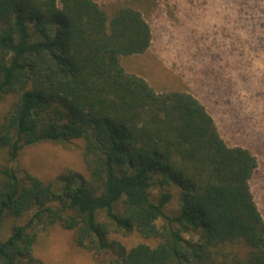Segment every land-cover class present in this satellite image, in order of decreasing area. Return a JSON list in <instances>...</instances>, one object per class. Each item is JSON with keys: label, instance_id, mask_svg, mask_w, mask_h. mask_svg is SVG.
I'll use <instances>...</instances> for the list:
<instances>
[{"label": "trees", "instance_id": "1", "mask_svg": "<svg viewBox=\"0 0 264 264\" xmlns=\"http://www.w3.org/2000/svg\"><path fill=\"white\" fill-rule=\"evenodd\" d=\"M151 42L128 4L0 0V264H43L34 248L56 225L95 264H264L257 158L228 146L191 94L124 71ZM74 141L86 177L16 167L27 147ZM134 234L155 245L113 238Z\"/></svg>", "mask_w": 264, "mask_h": 264}, {"label": "rangeland", "instance_id": "2", "mask_svg": "<svg viewBox=\"0 0 264 264\" xmlns=\"http://www.w3.org/2000/svg\"><path fill=\"white\" fill-rule=\"evenodd\" d=\"M107 13L128 4L152 30L150 48L123 58L126 73L143 78L158 93L186 92L205 106L228 146L257 158L251 181L264 218V0H94ZM10 99L0 104L2 114ZM16 167L47 182L73 171L87 176L83 142L69 148L40 143L23 149ZM174 199L167 212L176 210ZM128 248L145 243L138 235H114ZM34 256L43 264H95L74 244V233L56 225L42 234Z\"/></svg>", "mask_w": 264, "mask_h": 264}]
</instances>
